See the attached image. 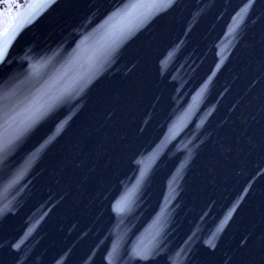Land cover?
<instances>
[{
	"label": "water",
	"instance_id": "water-1",
	"mask_svg": "<svg viewBox=\"0 0 264 264\" xmlns=\"http://www.w3.org/2000/svg\"><path fill=\"white\" fill-rule=\"evenodd\" d=\"M0 264H264V0H0Z\"/></svg>",
	"mask_w": 264,
	"mask_h": 264
},
{
	"label": "snow or ice",
	"instance_id": "snow-or-ice-1",
	"mask_svg": "<svg viewBox=\"0 0 264 264\" xmlns=\"http://www.w3.org/2000/svg\"><path fill=\"white\" fill-rule=\"evenodd\" d=\"M3 56V53L2 52H0V57H2Z\"/></svg>",
	"mask_w": 264,
	"mask_h": 264
}]
</instances>
